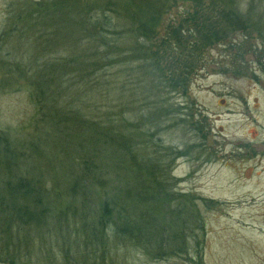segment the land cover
Here are the masks:
<instances>
[{
  "label": "trees",
  "instance_id": "1",
  "mask_svg": "<svg viewBox=\"0 0 264 264\" xmlns=\"http://www.w3.org/2000/svg\"><path fill=\"white\" fill-rule=\"evenodd\" d=\"M174 1L34 4L32 17L25 20L30 27L50 24L54 29L56 22H64L79 36L77 49L64 47L70 55L37 71L38 82L30 95L36 108L30 136L12 139L0 131V261L27 264L33 242L29 233L50 220L61 226L71 216L73 225L90 229L95 245L82 244L77 253L82 252L86 261L80 262L76 252L63 246L64 264H89L94 259L103 264L110 242L159 247L165 241H147L148 228L170 214L181 227L195 220L197 201L212 205L172 192L161 154L185 152L164 148L156 137L162 118L167 122L170 116L185 119L186 114L167 106L161 112L162 102L150 103V98L165 91L185 95L199 53L226 43L234 32L248 34L251 24L236 0H183L188 2L187 12L161 33L162 17ZM144 111L136 122L126 117ZM45 124L48 129L40 134ZM47 147L75 154V173L68 180L48 179L46 169L23 165L29 154L39 155ZM41 158L48 166L49 159L44 154ZM189 210L193 214L187 220L184 214ZM174 235L165 242L169 251L177 248L173 242L177 238L184 247L182 237Z\"/></svg>",
  "mask_w": 264,
  "mask_h": 264
},
{
  "label": "rangeland",
  "instance_id": "2",
  "mask_svg": "<svg viewBox=\"0 0 264 264\" xmlns=\"http://www.w3.org/2000/svg\"><path fill=\"white\" fill-rule=\"evenodd\" d=\"M14 1V33L12 19L5 18L0 5V131L12 139H24L33 132L36 108L30 95L38 82L37 71L53 59L70 55L65 48L74 45L77 49L79 35L64 22H56L54 29L50 24L30 27L25 20L32 17L36 0ZM171 4L158 28L161 33L169 23H179L188 10L183 0ZM236 4L251 24L248 34L234 32L226 43L200 52L185 95L165 91L150 98V103L162 102L161 112L167 106L186 114L185 119L173 115L165 122L162 118L156 131L164 148L185 152L183 156L161 154L172 192L212 205L197 201L192 223L177 226L170 214L146 232L147 241L153 242H167L176 233L184 247L178 238L173 241L177 248L170 251L165 242L142 248L110 242L103 264H264V0H236ZM91 113L101 117L99 112ZM144 114L128 113L126 117L136 122ZM47 129L45 124L39 133ZM50 147L39 155L29 154L23 165L38 166L42 172L46 169L45 178L68 180L75 173V154ZM43 154L49 159L48 166ZM190 214L193 211L184 217L189 220ZM73 222L68 216L61 226L50 220L34 228L29 233L33 242H28L27 264H64L63 246L76 252L77 261H86L77 252L84 243L91 248L95 244L90 229ZM93 261L88 263L98 264Z\"/></svg>",
  "mask_w": 264,
  "mask_h": 264
},
{
  "label": "flooded vegetation",
  "instance_id": "3",
  "mask_svg": "<svg viewBox=\"0 0 264 264\" xmlns=\"http://www.w3.org/2000/svg\"><path fill=\"white\" fill-rule=\"evenodd\" d=\"M36 3H40V0H36ZM14 0H0V5L2 6V13H4V16L7 20L12 19V33H14L17 29V23L15 24L14 22V18L12 17L13 15V9L15 10V7L17 5V3H15ZM18 17H16V21H17ZM18 31V30H17Z\"/></svg>",
  "mask_w": 264,
  "mask_h": 264
}]
</instances>
